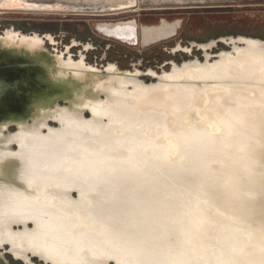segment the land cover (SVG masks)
Listing matches in <instances>:
<instances>
[{"label": "bare ground", "instance_id": "obj_1", "mask_svg": "<svg viewBox=\"0 0 264 264\" xmlns=\"http://www.w3.org/2000/svg\"><path fill=\"white\" fill-rule=\"evenodd\" d=\"M135 6L137 0H0V14L108 15ZM179 26L178 19L147 25L135 17L95 24L106 36L142 46L173 38ZM5 34L30 49L45 48L47 34L14 28ZM234 40L228 39L234 54L221 51L212 64L210 56L204 64L173 63L156 84L117 67L91 72L96 68L54 55L57 73L71 72L74 99L15 133L0 129V234L28 250H71V264H264L263 241L251 242V230L218 205L220 196L202 199L198 179L175 175L205 170L218 157V178L230 193L229 182L249 181L261 160L264 48L257 40L237 38L243 47ZM190 80H213L223 89L206 109L212 122L198 128L182 122L197 89ZM176 140L180 158L189 159L169 172L164 159Z\"/></svg>", "mask_w": 264, "mask_h": 264}, {"label": "water", "instance_id": "obj_2", "mask_svg": "<svg viewBox=\"0 0 264 264\" xmlns=\"http://www.w3.org/2000/svg\"><path fill=\"white\" fill-rule=\"evenodd\" d=\"M22 34V33H21ZM25 35V34H22ZM44 37V36H43ZM232 37L234 43L238 47H243L245 41H239L237 38L242 37L246 39L257 40L264 48V39L256 37H245L238 35L221 36L216 43H227L230 46L228 50H221L223 52H231L234 54L232 42L228 39ZM225 38V40H223ZM20 38L15 41H10L5 32L0 33V129L3 134L15 133L20 124L31 123L42 112L51 111L54 108L68 106L74 99L75 82L71 80V72L62 76L57 73L58 65L55 63L54 55L45 48L30 49L23 42H19ZM219 51L213 56V59L208 58L207 63L212 64L219 59ZM193 61V59L183 61L177 66H181L185 62ZM200 64L206 62L204 56L203 60H198ZM172 69V66L170 70ZM170 70L165 72H170ZM91 72L104 74V71L93 69ZM155 80L146 82V84H156L159 82V76L153 77ZM195 84L196 93L191 101L190 106L182 114V122L186 125H193L198 128L201 124H210L212 118L205 115L206 109L211 102L212 95L223 92L221 86L215 85L213 80H190ZM87 113V115H86ZM91 113L85 109L83 117L89 118ZM56 125H51L49 122ZM48 124L52 127L58 125L54 119H49ZM14 129L11 130L10 128ZM213 132H218L213 126ZM177 140L171 148L166 159L168 171L175 167H180L189 157L180 158L179 152L181 146ZM16 146V144H13ZM262 157L259 163L253 165L254 170L249 174V181L231 180L230 193L227 191V183L218 178L219 161L212 159L207 169L205 170H191V172H183L178 170L177 180L195 181L203 191L201 193L202 199L213 200L215 196H220L218 205L221 208L230 211L232 217L236 221L243 223L251 233V242L256 237L264 243V151L261 152ZM189 156H193L190 155ZM178 167V169H180ZM243 179V177H241ZM225 185L222 186V184ZM106 194V193H105ZM108 194V193H107ZM77 195L76 190L71 191V196ZM224 196V197H223ZM226 196V197H225ZM115 202H120L121 198L115 192L112 197ZM31 223L29 222L28 225ZM20 225H14L17 229ZM7 247V248H6ZM0 249H7L13 257L21 259L24 262L32 263L31 258L36 257L44 263V261L36 254L28 253V260L25 261L22 257H16L10 248V244L5 242L0 246Z\"/></svg>", "mask_w": 264, "mask_h": 264}, {"label": "rangeland", "instance_id": "obj_3", "mask_svg": "<svg viewBox=\"0 0 264 264\" xmlns=\"http://www.w3.org/2000/svg\"><path fill=\"white\" fill-rule=\"evenodd\" d=\"M217 1L137 0V9L135 6L132 10L108 15L82 14L84 16H73L79 14L70 15V13L37 15L23 12H4L0 14V33L9 28H14L16 31L27 35L37 33L44 36L50 34L59 41V48H61L62 43L71 45L72 39L79 42H89L104 47V49L98 47V50L93 53L91 51L86 52V61L90 63L94 62L95 56L98 55V60L100 59L101 63L107 60L112 61L121 69L130 67L132 62H137L143 70L146 67H152L159 71L160 63L170 58V55L165 53L164 48L167 47V50L172 51L173 48L170 49L169 47H174L177 42L184 46L188 45L191 40L200 41L210 37H236L238 35L264 39V0ZM132 17H135L140 24L147 25L157 24L161 18L169 21L178 19L180 26L173 38L150 46H142L141 43L128 44L106 36L95 28V24L98 22L128 20ZM230 46L227 43L218 42L212 49L208 50L211 53V59L219 51L228 50ZM81 49L83 46L78 45L70 50L78 55ZM175 54L172 56L178 64L194 59L195 56H198L199 60H203V52L200 51H193L191 54L181 52ZM170 68L165 69V71L170 70ZM144 79L147 80L145 82L155 80L154 78ZM49 123L56 125L51 121ZM10 129L13 130L14 128L11 127ZM3 250L0 249V251ZM31 260L34 264L41 263L36 257H32Z\"/></svg>", "mask_w": 264, "mask_h": 264}, {"label": "flooded vegetation", "instance_id": "obj_4", "mask_svg": "<svg viewBox=\"0 0 264 264\" xmlns=\"http://www.w3.org/2000/svg\"><path fill=\"white\" fill-rule=\"evenodd\" d=\"M71 15V14H70ZM73 16H84L82 14L79 15H73ZM122 20V19H119ZM88 21V20H87ZM117 21V20H116ZM15 30V29H14ZM221 37V36H220ZM218 37H210L205 38L200 41H194L191 40V42H188V45H182L180 42L175 43V46L169 47L170 49L173 48L172 51L167 50V47L164 48L165 53L167 55H170V58L165 59L163 62L160 63L158 67L159 71L156 69H153L152 67H146L144 70L139 67V63L132 62L130 63V67L128 68H120L116 63L112 61H106V62H100V59L98 60V55L95 56V61L90 63L86 61L87 55L86 52L91 51L93 53L94 51L98 50V47L101 49H104V47L98 46L97 44L93 43H85V42H79L76 39H72V44L69 45V43H62L61 48H59L58 44L59 41L55 39L52 35L47 34V37H44L45 40V47L51 52L53 55H59L62 56L64 59H71L72 61H81L85 66H91L95 67L97 70L104 71L106 67H117L120 71L126 72L129 74H133L137 76L139 79H142L144 81V78H153L154 76L161 74L165 69H169L173 63H177V60L173 58L172 55H176V52H181L185 54H191L193 51H200L203 52V58L204 56H210L211 53L208 52V50L212 49L215 44H213L212 41L217 40ZM220 43V42H219ZM107 44V43H106ZM82 45L83 49L79 51V54L73 53L70 49ZM194 59H199V57L195 56ZM167 65V66H166ZM167 67V68H165ZM161 72V73H160ZM9 238H6L3 234H0V246L4 244L5 242L10 244V248L12 253L16 257H22L25 261H27L28 253L40 255L41 259L44 261V263L41 261L40 264H71V250H69L68 253H60L57 250H36V249H27L26 244H12L11 241H7ZM10 240V239H9ZM7 249H4L3 251H0V264H26L23 260L17 259L13 257L10 253L6 252ZM13 259H16L15 261Z\"/></svg>", "mask_w": 264, "mask_h": 264}]
</instances>
